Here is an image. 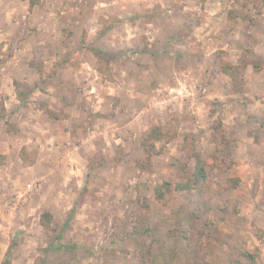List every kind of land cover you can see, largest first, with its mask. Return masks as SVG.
I'll return each mask as SVG.
<instances>
[{
	"label": "rangeland",
	"instance_id": "374dc122",
	"mask_svg": "<svg viewBox=\"0 0 264 264\" xmlns=\"http://www.w3.org/2000/svg\"><path fill=\"white\" fill-rule=\"evenodd\" d=\"M30 35L57 64L34 49L21 90L52 107L34 123L31 92L21 120L54 139L37 131L20 153L36 167L0 186L17 207L0 264H264V0H0V52ZM196 154L207 180L176 189Z\"/></svg>",
	"mask_w": 264,
	"mask_h": 264
},
{
	"label": "crops",
	"instance_id": "0c3cea01",
	"mask_svg": "<svg viewBox=\"0 0 264 264\" xmlns=\"http://www.w3.org/2000/svg\"><path fill=\"white\" fill-rule=\"evenodd\" d=\"M36 25H40V23L36 22ZM40 26L41 28L37 29V33L42 32L41 29H43V26L42 24ZM16 42L18 44V48H16V51L11 50L13 51V53L7 55L2 52V48L0 52V101L3 102V108L7 114L4 118L0 117V186L2 183L10 184L12 183V181L15 183V179L19 178L18 176L21 175L20 172L29 170L31 171L36 167L35 163L32 165L25 162L20 153H22V148L24 147V145H27V143H29L28 141L32 140L36 136H39V133L37 131L43 133L42 135L44 138H46L45 141L47 143L54 139L51 138L52 136H49L47 126L39 127L38 125H34V123L40 122L38 121L37 117L39 115H42V111L44 112L45 108L47 109V106L49 108L52 107L51 104L47 103L50 102V99L48 98V100H45V96H48V94L45 93V90H38V92L33 91V94H41V99L45 103L40 102V106L42 105L44 108L43 110H41L40 108L37 110L38 114L33 116L35 117L34 123L32 122V119L21 120L23 119V117H21L23 111L26 110L28 113L32 111L29 105H32V99H34V97H32L31 93L30 98L28 99L29 101L26 103H22L18 98L17 87L15 85L16 81L33 83V81L36 82L40 78L41 75L38 73V70L35 68V66L31 63L35 48H40L42 54H45L42 55L43 64L45 63L44 65H46L44 68H46L47 70H50V68H55V65L57 64V55H55L51 59H48V50H52L54 48V45L51 44L49 40H47L45 35L41 39H38V37L34 38L30 35L26 38L24 37V40H17L15 41V43ZM0 46H3V49H6L10 46V42L4 41L3 38H0ZM80 47H83V50H85V47L82 44H80ZM96 52L97 50L94 49V56H96ZM77 53L78 51H76V54ZM58 57L60 59V56ZM46 91H48V89ZM11 120L13 121L14 126L17 127L18 131L8 128V122ZM27 127L28 129L26 130ZM41 146V149H44V145ZM50 155L53 158L49 156V159L46 160L47 162L45 164L47 167H49L48 170L59 169V167H53V165L56 163L57 158L55 157V155ZM50 164L52 165V167H50ZM2 190L3 189L1 188L0 218L4 219L12 215V212L17 207L13 206L12 202L4 201L5 198H2V195L4 194Z\"/></svg>",
	"mask_w": 264,
	"mask_h": 264
},
{
	"label": "trees",
	"instance_id": "16d2710c",
	"mask_svg": "<svg viewBox=\"0 0 264 264\" xmlns=\"http://www.w3.org/2000/svg\"><path fill=\"white\" fill-rule=\"evenodd\" d=\"M31 1V6H34L36 4V2L38 0H30ZM100 54H102L101 51H99ZM220 70L221 72L227 73V74H234V73H238L239 68L240 67H244L245 63L242 64L241 66H234L232 64H230L229 62L224 61L223 59H220ZM42 72V70L40 71ZM15 85L17 87V95L18 98L22 101H25V99H27L30 95V93L32 92V89H27V91L25 90H21V86L22 84L18 81L15 82ZM208 172L206 169V161L199 155L196 154V164H195V170H194V174H193V178L188 179L185 182H178L175 185V188L178 190H194L197 186V184L200 182H204L207 180V176ZM162 187H165L166 190H171V184L166 182L165 184L162 185ZM165 195V191L163 189L161 190H157V198L158 199H163ZM51 219L48 218V222H50ZM47 222V223H48ZM44 223L46 227H49V224ZM3 264H15L12 261V257H11V253L10 251L7 253V256L3 262Z\"/></svg>",
	"mask_w": 264,
	"mask_h": 264
},
{
	"label": "built area",
	"instance_id": "2783aa9c",
	"mask_svg": "<svg viewBox=\"0 0 264 264\" xmlns=\"http://www.w3.org/2000/svg\"><path fill=\"white\" fill-rule=\"evenodd\" d=\"M34 187H35V186L32 185V183H29V184L27 185L28 191H32Z\"/></svg>",
	"mask_w": 264,
	"mask_h": 264
}]
</instances>
